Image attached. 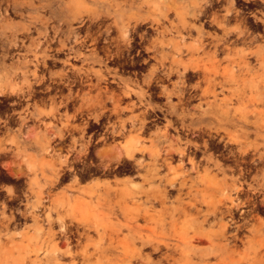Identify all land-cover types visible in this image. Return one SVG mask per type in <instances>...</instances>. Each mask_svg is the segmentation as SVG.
Returning <instances> with one entry per match:
<instances>
[{"label": "rangeland", "instance_id": "1", "mask_svg": "<svg viewBox=\"0 0 264 264\" xmlns=\"http://www.w3.org/2000/svg\"><path fill=\"white\" fill-rule=\"evenodd\" d=\"M210 13L225 17L230 40L246 29L255 39L215 47L224 34ZM256 18L264 0H0V264H157L163 253L204 264L198 250L208 264H264V230H243L226 250L207 215L227 194L264 195ZM126 22L122 38L115 23ZM113 111L125 136L104 131ZM141 113L145 127L129 132ZM129 143L134 159L101 160ZM155 147L167 164L153 182ZM163 177L174 187L161 201ZM248 223L264 225V213Z\"/></svg>", "mask_w": 264, "mask_h": 264}, {"label": "bare ground", "instance_id": "2", "mask_svg": "<svg viewBox=\"0 0 264 264\" xmlns=\"http://www.w3.org/2000/svg\"><path fill=\"white\" fill-rule=\"evenodd\" d=\"M227 10V9H226ZM205 7L202 5H198L196 7V14L195 17H201L202 15L204 16L205 14ZM238 15V14H237ZM80 21V20H79ZM225 17L223 16L222 18H220L218 15L214 14V13H210L209 18H208V22L209 23H213L214 25H216L217 27L221 28V30L223 31L224 36L222 38H217L216 36H214V42L213 45L215 47L220 46V47H228L229 44L231 43H235L237 42V39L241 38L244 42V40L247 38L249 39V41H253L255 39V35L253 36H249L248 34V30H244V31H237L236 30V38H234L233 40H230V38H228L225 33L226 31V27H225ZM255 21V20H254ZM256 21H259L261 23V25L264 26V19L261 18H256ZM258 24V23H257ZM256 25V24H255ZM116 28L119 30L120 35L122 36V38H125L128 36L130 29L128 28L127 22L122 24V26H119L117 23H115ZM259 26V25H258ZM200 30L202 28V26H199ZM122 30V31H121ZM123 30H125L123 32ZM47 31V30H46ZM202 33V32H201ZM200 33V34H201ZM107 34V33H106ZM204 34V32H203ZM242 34V35H241ZM201 36V35H200ZM229 36V35H228ZM27 37V36H26ZM56 37V36H55ZM47 40V38H46ZM74 40V39H73ZM81 41V40H80ZM106 41V40H105ZM202 42V41H201ZM71 43V42H70ZM208 45V44H207ZM216 50V49H215ZM72 51V50H71ZM70 53V52H69ZM191 69V67H185V69ZM197 68V67H196ZM200 68V67H199ZM198 71V70H197ZM164 74V73H163ZM206 74V73H205ZM183 75V74H182ZM198 75V74H197ZM196 75V76H197ZM201 75V73H200ZM38 76V75H37ZM66 76V75H64ZM182 77V76H181ZM190 77V75H189ZM194 77V76H193ZM199 77V76H197ZM202 78H204L202 76ZM73 79V78H72ZM35 80V79H34ZM184 80V79H183ZM71 81V80H70ZM35 82V81H34ZM72 82V81H71ZM74 82V81H73ZM184 81H182L181 84H183ZM36 83V82H35ZM81 83V82H80ZM71 84V83H69ZM197 84V83H196ZM73 85V83H72ZM195 87H198V85H195ZM194 89V88H193ZM32 90V89H31ZM70 90V88H69ZM182 90V88L180 89ZM186 91V90H185ZM174 92V91H173ZM31 93V92H30ZM71 93V92H70ZM188 94V93H187ZM197 94V93H196ZM18 95V94H17ZM192 95V94H191ZM190 95V96H191ZM189 96V97H190ZM72 98V97H71ZM186 99V98H185ZM101 100V99H100ZM102 103V102H101ZM116 108V107H115ZM116 110V109H115ZM118 110V109H117ZM116 118H117V122L116 124L114 122H111L109 124L110 129L107 128V126H104L106 130H109L110 134L112 137H116V136H125L124 134H126L128 132V130H126L125 133V124L124 121L126 119H120V117L118 116V111H113ZM113 114V115H114ZM140 116V115H139ZM94 120L96 121V117H93ZM129 121H130V127L131 130H136L137 128H143L145 126L144 125V118L146 119L147 117H145V114L142 113L141 117H137L136 115L133 117H128ZM109 121V120H108ZM107 121V122H108ZM110 122V121H109ZM97 123V122H96ZM86 124V122H85ZM102 125V124H101ZM103 126V125H102ZM129 128V127H128ZM107 137V136H106ZM132 139H130L129 141L131 142ZM132 144L129 143V145H127V147L125 148V150L122 153H119V150L116 153H110L107 154L106 156L102 157L103 159H101L102 161L104 160L105 165H111L113 163H117L119 162L122 158L126 157V158H132L134 159V154H133V149H132ZM110 148V147H109ZM108 148V149H109ZM96 151V150H95ZM102 150H100L99 153H101ZM110 151V150H109ZM108 151V152H109ZM114 151V150H113ZM111 151V152H113ZM169 151L172 150H163L165 156L167 154H170ZM184 151V150H183ZM159 149L157 147H155L153 150H151L149 152V156H151V160L149 163V169H148V176L149 179H151V181L155 182L156 177H157V173L159 172L158 169L164 164L166 165L167 163H165L164 160H162L160 163H158V156H159ZM186 152V151H185ZM185 152H180V159L178 160L180 163V165L183 162V156H187L188 161L194 165V160L193 157H190L188 155H184ZM95 153V152H94ZM98 153V152H96ZM95 153V154H96ZM98 153V154H99ZM105 153V150H104ZM3 154V153H2ZM256 154V153H255ZM95 156V155H94ZM98 156V155H97ZM179 157V156H178ZM150 158V157H149ZM260 158V157H259ZM143 159V158H142ZM140 158L138 159L137 157V161H139ZM170 160V159H169ZM141 162H139V164H141L143 162V160H140ZM262 161V160H261ZM253 162H255V160H253ZM256 163V162H255ZM262 163V162H261ZM180 165L177 167L178 170H180ZM182 166V165H181ZM143 168V167H142ZM163 168V167H162ZM165 168V167H164ZM169 168V167H168ZM192 168V167H191ZM253 168V167H252ZM141 169V168H140ZM170 169V168H169ZM168 169V170H169ZM161 170V169H160ZM185 170V169H184ZM188 170V169H187ZM23 173V171H22ZM22 176V175H21ZM264 176V175H263ZM162 179V178H160ZM163 181L164 184L162 185V188L160 190L156 191L155 196L158 197L161 201L165 196V186L166 184L170 185L171 187H174V182H171L167 177H163ZM236 188V192L235 193H240L241 192V186L238 185V187ZM244 189V188H243ZM223 194V193H222ZM245 195V194H244ZM234 196V195H233ZM236 198H231L230 194H227L225 196L222 197V199H216L218 200L217 203H219V205H213L211 208L209 207V209L207 210V215L210 216V218L212 219L213 222H215V229L213 230L214 232V237L216 240H218L219 242L223 243V247L226 250H230L233 246L235 245L236 240H240L241 242H244L243 239V234L242 231L243 230H247V231H259V230H264V225L262 226H258L255 228H250V222L248 223V221L251 218H254L255 216L258 217V215H260L261 213H264V208L261 209L260 207L256 206V204H258V202L261 204L262 207H264V195H261L260 198L257 197L256 193H252L250 196H248L247 194L245 195L243 200H238L235 201ZM242 199V198H241ZM259 199V200H258ZM226 200L229 201L228 205L226 204ZM258 201V202H257ZM251 205L250 209H246L248 207V205ZM260 206V205H259ZM37 209V208H36ZM255 211L254 214H251V212ZM209 223V222H208ZM248 241V240H246ZM263 246V245H262ZM264 248V246H263ZM152 251H160L162 252V247L161 245H153L151 246ZM199 252H201V256H202V261L204 262V264H208L209 259H208V253L209 251H205V250H198ZM211 253V251H210ZM215 260L218 259L220 256L218 254H213ZM161 258L158 260L157 264H160L161 261L163 259H165L168 262V258L167 255H164V253L160 256ZM261 259H263V255L259 256ZM252 258H257V256H252ZM263 262V261H262ZM217 263L220 264H226L224 261H218ZM151 264H154L153 262ZM167 264H170L169 262ZM246 264H250V261H246ZM261 264V263H260Z\"/></svg>", "mask_w": 264, "mask_h": 264}, {"label": "flooded vegetation", "instance_id": "3", "mask_svg": "<svg viewBox=\"0 0 264 264\" xmlns=\"http://www.w3.org/2000/svg\"><path fill=\"white\" fill-rule=\"evenodd\" d=\"M141 114H142V113H141ZM107 120H108V119H107ZM145 120H146V119L144 118V122H145ZM104 131L107 132V133L111 136L109 130H106L105 127H104ZM103 137L105 138V136H103ZM85 146L87 147V144H86ZM249 206H250V207H249ZM256 206H259V204H257ZM250 208H251V205L249 204L248 207H247L246 209L248 210V209H250ZM253 213H254V211L251 212V214H253Z\"/></svg>", "mask_w": 264, "mask_h": 264}]
</instances>
